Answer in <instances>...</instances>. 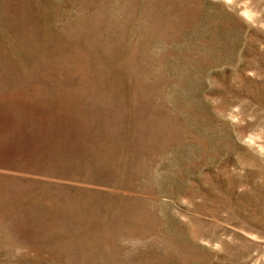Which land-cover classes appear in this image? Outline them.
<instances>
[{"label": "rangeland", "instance_id": "rangeland-1", "mask_svg": "<svg viewBox=\"0 0 264 264\" xmlns=\"http://www.w3.org/2000/svg\"><path fill=\"white\" fill-rule=\"evenodd\" d=\"M0 264H264V0H0Z\"/></svg>", "mask_w": 264, "mask_h": 264}]
</instances>
